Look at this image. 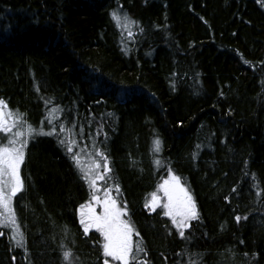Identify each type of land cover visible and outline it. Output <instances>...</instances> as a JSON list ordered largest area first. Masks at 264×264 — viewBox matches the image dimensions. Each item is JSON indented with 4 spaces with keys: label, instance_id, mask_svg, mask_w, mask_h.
Returning <instances> with one entry per match:
<instances>
[{
    "label": "trees",
    "instance_id": "16d2710c",
    "mask_svg": "<svg viewBox=\"0 0 264 264\" xmlns=\"http://www.w3.org/2000/svg\"><path fill=\"white\" fill-rule=\"evenodd\" d=\"M0 98L60 139L64 124L73 154L105 152L103 188L119 184L146 249L130 264H264V0H0ZM165 169L196 202L190 239L145 207ZM20 171L29 208L0 225V264H67L65 249L103 264L102 233L80 223L91 189L57 136L30 139Z\"/></svg>",
    "mask_w": 264,
    "mask_h": 264
},
{
    "label": "snow or ice",
    "instance_id": "6c2138e0",
    "mask_svg": "<svg viewBox=\"0 0 264 264\" xmlns=\"http://www.w3.org/2000/svg\"><path fill=\"white\" fill-rule=\"evenodd\" d=\"M112 16L116 20L121 19L117 11H113ZM124 19L132 24L137 23L132 21L126 13ZM25 116L26 113H21L19 109H12L4 98H0V132L11 134L10 136L0 137V225H7L15 229L19 228L18 218L13 207V198L21 193L25 187L20 168L25 159V150L30 139H34L36 136L56 135L58 143L66 147V151L74 165L81 172L82 179L88 182L92 190L90 200L80 205V223L83 225L85 234L93 228L102 233L103 264H114L117 261L121 264H130L131 261H138L139 254L146 252V249L141 241L135 244V252L133 250V233H136L137 236H139V233L133 223L129 219H125V213L128 212L127 202L125 201L124 206L121 207L118 199L112 195L113 188L119 193V184L106 187L103 198L97 195L101 188L98 180H106L112 172L109 166V158L105 152L97 149L99 156L103 158L104 172L99 171L101 161L93 157L91 153H89V163L85 166L82 162L81 153L73 154V146L77 144V141L70 137V129L65 128L64 124H60V132L65 134V138L60 139L56 125H50V130L46 131L43 127L44 120L41 121L40 127H36L24 119ZM25 126L26 132L22 130ZM14 128L17 129L15 132H13ZM97 135H99V132H97ZM162 143L158 136L154 139L155 152L162 150ZM155 162L160 163L159 159ZM159 188L162 190V195L153 192L151 194L152 199L145 204V207L150 205V211H155L158 206L163 204L164 209H166L164 215L171 217V223L175 226V229L179 230L178 235L181 238L190 239L186 236L185 229L191 228L189 221L197 219L199 216L196 202L191 193L180 182V177L174 172L171 173L170 179H166ZM163 198H166V203L163 202ZM225 199H228V197H225ZM98 205L102 206V212H97ZM85 209H87V212H85ZM235 219L239 222L241 216L237 215ZM168 230L169 232L172 231L171 228ZM0 235H4V233L0 232ZM18 236V239L16 237L12 238L16 239L17 246H23V233L19 232ZM62 255L63 261H66L67 264H75L72 249H65ZM109 257L112 259H108ZM140 264H148V261L141 260ZM192 264H196V262L193 261Z\"/></svg>",
    "mask_w": 264,
    "mask_h": 264
},
{
    "label": "rangeland",
    "instance_id": "374dc122",
    "mask_svg": "<svg viewBox=\"0 0 264 264\" xmlns=\"http://www.w3.org/2000/svg\"><path fill=\"white\" fill-rule=\"evenodd\" d=\"M13 132H15V128L13 129ZM26 132V131H25ZM11 134H4V133H2V132H0V137H4V136H10ZM5 143L7 142V141H4ZM97 152V155H94L93 157H95L96 159H99L100 161H101V168H100V172H103V171H105V169H104V167H103V158L102 157H100L99 156V152L98 151H96ZM81 154H83V153H81ZM82 162L85 164V166L89 163V156H84V155H82ZM170 171H168L167 169H165V174H164V176H162L161 178H160V181L157 183V185H156V187H155V189H154V191L153 192H157V194L158 195H162V190L159 188V186L166 180V179H170V177H171V172L169 173ZM98 183L101 185V188H100V191L97 193V195H99L101 198H103V196H104V194H105V192H104V190H105V188H103V185H102V180H98ZM24 190L21 192V193H18L17 194V196L15 197V198H13V207H14V209L16 208V206H17V204H21L23 201H24V203L25 204H28L27 203V200H26V198H27V194L29 193V191H31L30 189H31V187H29V184L27 185V183H25V181H24ZM186 188V187H185ZM152 192V193H153ZM151 193V194H152ZM91 194H92V190H91ZM152 199V196L150 195L149 197H148V199H147V201L149 202L150 200ZM89 201V200H88ZM163 202L164 203H166L167 201H166V198H163ZM93 203H95V202H93ZM151 206L149 205V208H150ZM28 208H29V204H28ZM157 208H159V209H161L163 212H165L166 211V209H164V207H163V204H161L160 206H158ZM156 208V209H157ZM96 210H97V212H102L103 211V208H102V206H100V205H98L97 206V208H96ZM85 212H87V209H85ZM29 215V214H28ZM170 220H171V217H168ZM125 219H126V217H125ZM191 221V220H190ZM190 221H189V223H190ZM20 225H22L21 224V222H20ZM27 230L28 229H26V231L25 232H27ZM178 230V229H177ZM27 234H28V232H27ZM103 236V235H102ZM103 238V237H102ZM102 242H103V239H102ZM108 259H112V258H108ZM114 264H121V262H114Z\"/></svg>",
    "mask_w": 264,
    "mask_h": 264
}]
</instances>
